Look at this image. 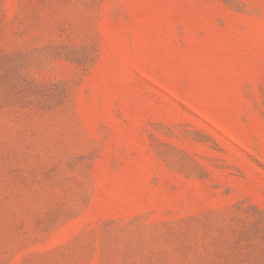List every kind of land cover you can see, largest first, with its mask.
<instances>
[{"label":"rangeland","instance_id":"rangeland-1","mask_svg":"<svg viewBox=\"0 0 264 264\" xmlns=\"http://www.w3.org/2000/svg\"><path fill=\"white\" fill-rule=\"evenodd\" d=\"M0 264H264V0H0Z\"/></svg>","mask_w":264,"mask_h":264}]
</instances>
